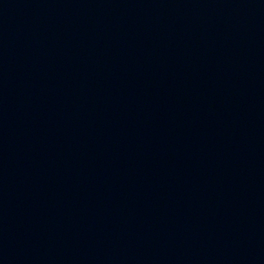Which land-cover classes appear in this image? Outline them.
<instances>
[{
    "label": "water",
    "instance_id": "obj_1",
    "mask_svg": "<svg viewBox=\"0 0 264 264\" xmlns=\"http://www.w3.org/2000/svg\"><path fill=\"white\" fill-rule=\"evenodd\" d=\"M0 264H264V0H0Z\"/></svg>",
    "mask_w": 264,
    "mask_h": 264
}]
</instances>
